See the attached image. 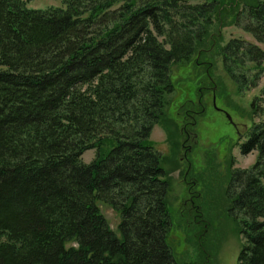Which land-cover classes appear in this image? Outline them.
I'll return each mask as SVG.
<instances>
[{"label":"trees","instance_id":"16d2710c","mask_svg":"<svg viewBox=\"0 0 264 264\" xmlns=\"http://www.w3.org/2000/svg\"><path fill=\"white\" fill-rule=\"evenodd\" d=\"M61 2L0 0V264H180L167 243L168 159L151 132L179 138L166 117L173 76L206 84L198 68L214 54L239 90L256 85L245 66L262 72L264 50L212 37L237 25L264 43V0ZM252 151L227 184L243 216L239 264H264V121L242 146ZM100 202L119 213L120 235Z\"/></svg>","mask_w":264,"mask_h":264},{"label":"rangeland","instance_id":"374dc122","mask_svg":"<svg viewBox=\"0 0 264 264\" xmlns=\"http://www.w3.org/2000/svg\"><path fill=\"white\" fill-rule=\"evenodd\" d=\"M25 1L29 8L48 9L63 6L61 0ZM178 1L202 4L208 0ZM213 34L212 39L218 38V34L221 35L222 46L231 39H244L264 50V43L258 42L252 34L237 25L217 28ZM199 58L200 54H198ZM203 60L204 57H201L198 63ZM208 61L213 62L210 70L207 71L208 64L200 65L198 73L204 74L201 76L204 79L207 72V76L210 72L213 77L206 78V84L200 85H196L186 72L177 71L179 68L175 66L174 70L177 71V76H173L175 90L170 96L171 105L166 111V117L171 125L180 127L183 124L182 117L188 113L185 109L192 111L187 108L188 104L191 105L187 101L197 102L201 98L205 112L198 116V156L196 145L191 147L193 137L186 140L181 130L177 138L170 136L164 125L156 124L151 132V139L155 148L166 157V160L168 159L162 163L171 180L166 200L173 225L167 243L176 261L180 264H239L238 257L246 240L242 232L243 216L232 211L233 205L227 193V184L234 168H250L255 163L257 152L241 153L239 147H233L230 153L223 154L222 150L226 147L224 138L235 139L237 135L228 124L226 114L217 109L225 110L234 120L243 121L246 113L250 116L254 114L251 110L254 102L258 111L250 118L253 119V125L264 121V69L258 72L255 63H247L245 72H247L248 85L258 73L259 77L255 80L256 85L250 84L247 89L239 90L237 83L226 72L221 57L214 54ZM261 68H264V61ZM199 87L200 92L196 93ZM213 87L216 90L214 103H212ZM190 122L193 123L194 119L192 118ZM251 125L250 122L249 127ZM188 127L193 131L196 130L194 126ZM189 147L192 150H187ZM95 157L96 150L90 149L83 154L82 159L85 163H90ZM188 162L192 165L189 170ZM195 176L197 177L194 179ZM189 180H196L195 186L191 188L197 194L195 198L199 208L197 212L190 194L186 192ZM100 207L110 228L120 235L119 213L105 203L100 202Z\"/></svg>","mask_w":264,"mask_h":264},{"label":"flooded vegetation","instance_id":"af4514ba","mask_svg":"<svg viewBox=\"0 0 264 264\" xmlns=\"http://www.w3.org/2000/svg\"><path fill=\"white\" fill-rule=\"evenodd\" d=\"M215 89L213 87L212 90V103L213 102V95L215 93ZM192 109V111L190 110H186L188 113H185V116L182 117V126H181V131L182 134L184 136V138H186V140H188L191 136L193 137L194 141L191 144L192 145H196V149H197V156H198V116L202 115L204 113L205 110V106H203V102L201 100V98L199 99V101L195 102V104L191 107H187ZM219 112H222L224 114H226L227 116V122L228 124L235 130L237 137L234 139H228L227 137H225V143H226V147L224 148V155H227L228 153H230L232 151L233 147H239V150L242 153V146L248 141L249 137H250V132L253 126V119H250L252 116H250L249 114L246 113V117L244 118L243 121H239V120H234V118L228 117V114L225 110L223 109H217ZM245 111V110H244ZM191 114H195V115H191ZM192 118L194 119V122H190V120L192 121ZM251 122V127H249V123ZM194 126L195 127V131H193L192 129H190L188 126ZM183 147H187L185 145H183ZM187 150H192V148H188ZM221 151V152H222ZM215 159V158H214ZM189 167L187 168L188 170L191 168V162ZM235 169V168H234ZM189 173V171L187 172V174ZM197 176L193 177L194 179ZM188 183V189L186 190V192H188V194H190V199L193 203V207H195V211H198V205L195 203V198L197 196V194L195 193V191L192 190V186H195L196 180H189ZM200 216V215H199Z\"/></svg>","mask_w":264,"mask_h":264},{"label":"water","instance_id":"95a60500","mask_svg":"<svg viewBox=\"0 0 264 264\" xmlns=\"http://www.w3.org/2000/svg\"><path fill=\"white\" fill-rule=\"evenodd\" d=\"M214 99H215V96H214ZM228 117H230V116L228 115Z\"/></svg>","mask_w":264,"mask_h":264}]
</instances>
